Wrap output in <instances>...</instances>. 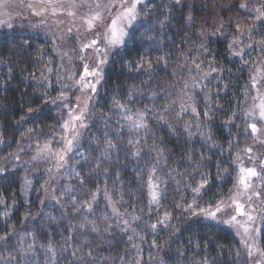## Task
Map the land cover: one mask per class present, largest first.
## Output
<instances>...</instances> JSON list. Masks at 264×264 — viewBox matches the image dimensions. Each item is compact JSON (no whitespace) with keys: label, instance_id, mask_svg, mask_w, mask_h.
I'll return each mask as SVG.
<instances>
[{"label":"trees","instance_id":"16d2710c","mask_svg":"<svg viewBox=\"0 0 264 264\" xmlns=\"http://www.w3.org/2000/svg\"><path fill=\"white\" fill-rule=\"evenodd\" d=\"M242 1L145 2L51 203L35 157L66 113L59 57L29 28L3 30L0 264H250L232 228L198 214L230 196L254 141L264 17L247 28ZM257 241L264 251V221Z\"/></svg>","mask_w":264,"mask_h":264},{"label":"rangeland","instance_id":"374dc122","mask_svg":"<svg viewBox=\"0 0 264 264\" xmlns=\"http://www.w3.org/2000/svg\"><path fill=\"white\" fill-rule=\"evenodd\" d=\"M146 1L140 0L137 3V18L131 25L125 26L127 35L124 36L123 43L109 45L100 37V42L97 45L84 48V44H89L91 40L97 39V34H102L107 25L111 23V19L118 12L123 11L119 0H87L86 4L83 3V0H7L6 3L0 0V20L6 21V23L0 24V38L3 30L10 28L9 24L11 27L19 25L29 28L31 32L43 35L45 39L52 42L53 49L59 57V77L62 84L60 103L64 106L66 113L61 125L55 131L54 138L43 144L35 157L48 168L43 186L44 203L56 200V185L60 182L62 172L66 170L71 155L77 149L92 122L107 66L111 58L123 48L129 31L138 19L140 8ZM173 1L178 4L186 2V0ZM29 3L32 4V8L27 6ZM131 3L132 0H126L125 6H129ZM97 4L100 5L99 8L96 7ZM193 4L192 1L189 5L193 6ZM106 5L109 7L106 8ZM241 8L246 12L237 13L238 19L246 24L250 23L251 26L248 24L247 28L252 30L254 23L262 20V17L259 19L258 17L264 12V1H242ZM97 11L101 12L104 22L103 24L97 23L94 28L88 29L86 19ZM37 12L39 15L36 14ZM70 12L74 15H69ZM237 26L240 29L236 30L241 34L243 29H241V25ZM240 40L239 37H232L236 51ZM252 41L245 45L244 49L241 48V51L244 52L251 47ZM258 44L255 46L256 48H258ZM100 61H104V63L101 64ZM85 66H87L88 73L94 74H86ZM82 76L83 80H81ZM254 81L255 87L253 86ZM250 87L252 91L248 115L252 124L257 126L253 145L238 164L234 188L230 196L220 204L223 211L217 213L216 219L198 214L206 220L222 223L231 216L237 215L239 224H223L233 229L241 243L248 249V253L251 251L250 264H257V261L264 264V257L260 255L262 250L257 241L260 226L264 221V120L259 117L258 107L261 100L264 99V55L255 68ZM76 117H80V119H76ZM65 124L67 127H64ZM69 140L72 141L71 147L68 144ZM242 167L254 168L258 173L257 176L249 178L248 182L251 184V188L247 190L239 183ZM255 193H260V195L257 196ZM234 199L244 205L245 211L253 216V221L249 222L247 216L236 213L235 204L232 202ZM216 206L210 210L214 211ZM242 225L249 228L247 234H245Z\"/></svg>","mask_w":264,"mask_h":264},{"label":"snow or ice","instance_id":"6c2138e0","mask_svg":"<svg viewBox=\"0 0 264 264\" xmlns=\"http://www.w3.org/2000/svg\"><path fill=\"white\" fill-rule=\"evenodd\" d=\"M2 2L6 3L7 0H2ZM140 0H132V3L129 6H125L126 4V0H119V3L121 5V7L123 8V11L118 12L112 19H111V23L109 25H107V27L105 28V31L101 34L98 33L97 39H93L91 40V42L89 44H84L83 47L84 48H89L92 46L97 45L100 42V37L103 38V40H105L107 42V44L109 45H115V44H120L123 43V38L125 35H127L126 31H125V26L126 25H131L132 22L134 20H136L137 18V11H136V5L137 3H139ZM83 3H87V0H83ZM29 8H32V4L29 3L27 5ZM97 8L100 7L99 4L96 5ZM106 8L109 6H105ZM242 7H244V5H242ZM55 11V10H54ZM37 15H39V13H36ZM69 15H74V13H69ZM264 17V12L261 13V16L258 17L261 18ZM104 22V18L101 14V12L97 11L94 12L90 18L86 19V23L88 26V29H92L96 26L97 23L103 24ZM2 23H6V21L4 20H0V24ZM9 27H11V24L8 25ZM231 46V45H230ZM101 64L104 63V61H100ZM85 73L86 74H94V73H88V69L87 66H85ZM81 80H83V76L81 77ZM253 86L255 87V81L253 83ZM93 90H95L93 88ZM259 117L261 120H264V99L261 100L260 104H259ZM194 110V109H193ZM76 119H80V117H76ZM64 127H67V124L64 125ZM251 129L253 132L257 131V126L255 124L250 125ZM69 147H71L72 145V141L69 140L68 141ZM115 145H113L111 142L108 143V147L112 148ZM250 151V149H249ZM61 159H63V157H61ZM241 175L239 177V183L243 186V188L245 190L251 188V184L248 182L249 178L251 177H255L258 175L257 171L254 168H241L240 169ZM203 185H201L202 187ZM194 192H199L200 188H196L193 190ZM255 195L259 196L260 193H255ZM153 199H156L157 197V193L153 192L152 193ZM93 200H95V195H93L92 197ZM249 199H251L249 197ZM235 204V211L238 215H243V216H247V219L249 222L253 221V216L245 211L244 205L241 204L238 200H233L232 201ZM90 206V205H89ZM189 210H191L192 206L189 205ZM223 211L220 203H217V206L215 208V210H210V209H205V208H201L199 214L204 215L205 217H209L212 219H216L217 217V213ZM193 214H197V213H193ZM223 223L225 224H239V221L237 220V215H233L231 216L229 219L224 220ZM81 227H83V225H81ZM153 228H155V225L152 226ZM242 227H244V232L245 234H247L249 232V228L246 225H242ZM93 231H97V229L95 227H93ZM0 239H4V237H0ZM29 248H31V245L29 246ZM52 249L50 248L49 251H51ZM73 255H75L73 253ZM89 255H91V253H89ZM249 256L252 255L251 251H249L248 253ZM260 255L262 257H264V251H261ZM257 264H262L261 261H257Z\"/></svg>","mask_w":264,"mask_h":264}]
</instances>
